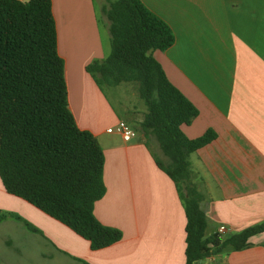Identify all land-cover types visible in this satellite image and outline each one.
<instances>
[{"label":"crops","instance_id":"0c3cea01","mask_svg":"<svg viewBox=\"0 0 264 264\" xmlns=\"http://www.w3.org/2000/svg\"><path fill=\"white\" fill-rule=\"evenodd\" d=\"M175 34L154 56L198 115L181 129L189 139L216 137L189 156L203 195L206 237L227 238L264 221V0H141ZM59 54L71 110L105 154V196L95 216L123 238L100 250L29 202L6 190L0 177V264H186L187 217L174 181L155 160L154 137L135 129L105 98L87 66L110 52L98 22L101 0H52ZM107 36V37H106ZM126 121L131 141L108 132ZM240 251L227 250L199 264H264V232Z\"/></svg>","mask_w":264,"mask_h":264},{"label":"trees","instance_id":"16d2710c","mask_svg":"<svg viewBox=\"0 0 264 264\" xmlns=\"http://www.w3.org/2000/svg\"><path fill=\"white\" fill-rule=\"evenodd\" d=\"M99 25L110 35V52L87 66L102 90L136 83L147 112L140 122L154 137L158 167L175 183L186 217V264L252 245L264 221L234 235L206 237L203 195L193 182L189 156L215 139L208 130L189 139L182 131L196 107L167 77L156 51L175 43L171 27L141 0H105ZM105 154L97 138L79 128L71 110L65 63L59 54L52 0H0V177L22 198L88 240L92 250L123 238L96 218L107 191ZM15 216L0 211V224Z\"/></svg>","mask_w":264,"mask_h":264},{"label":"rangeland","instance_id":"374dc122","mask_svg":"<svg viewBox=\"0 0 264 264\" xmlns=\"http://www.w3.org/2000/svg\"><path fill=\"white\" fill-rule=\"evenodd\" d=\"M103 4H106L105 0H101ZM99 15L102 16V12L99 9ZM107 37V36H106ZM102 93L110 100L114 107L124 111L122 106V101L127 104L131 115L134 119L135 129L140 130V122H142L145 113L147 112L146 105L143 100L140 98L138 85L136 83H123L118 87H103ZM131 126V125H130ZM155 153L160 155V150L158 145L154 148Z\"/></svg>","mask_w":264,"mask_h":264},{"label":"built area","instance_id":"2783aa9c","mask_svg":"<svg viewBox=\"0 0 264 264\" xmlns=\"http://www.w3.org/2000/svg\"><path fill=\"white\" fill-rule=\"evenodd\" d=\"M19 1H26V0H19ZM108 132H117L121 134L123 139L127 142L131 141L136 136L135 131L126 121H120L117 124V126H115L114 128H109ZM227 232L228 229L225 226H220V228L218 229V234H220V236L225 235Z\"/></svg>","mask_w":264,"mask_h":264}]
</instances>
